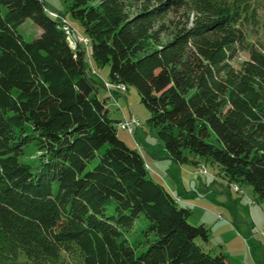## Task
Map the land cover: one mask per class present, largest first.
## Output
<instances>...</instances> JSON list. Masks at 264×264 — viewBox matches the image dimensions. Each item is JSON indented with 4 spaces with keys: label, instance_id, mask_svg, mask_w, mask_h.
<instances>
[{
    "label": "trees",
    "instance_id": "trees-1",
    "mask_svg": "<svg viewBox=\"0 0 264 264\" xmlns=\"http://www.w3.org/2000/svg\"><path fill=\"white\" fill-rule=\"evenodd\" d=\"M62 1L87 50L41 0H0V264H230L117 137L92 64L109 66L111 90L138 91L170 160L200 156L264 200V53L232 65L254 2ZM29 145L34 165L20 161Z\"/></svg>",
    "mask_w": 264,
    "mask_h": 264
},
{
    "label": "rangeland",
    "instance_id": "rangeland-1",
    "mask_svg": "<svg viewBox=\"0 0 264 264\" xmlns=\"http://www.w3.org/2000/svg\"><path fill=\"white\" fill-rule=\"evenodd\" d=\"M41 1L48 15L64 19L69 24L72 29L71 33L64 28V25L62 26V30L67 35L70 34L69 43L74 46L79 44L87 50L81 25L68 14L67 4L62 0ZM251 1L256 7V22H245L242 25L245 37L243 44L239 46L236 59L232 62L234 67L247 60L251 49H257L264 53V0ZM18 32L24 40L31 41L39 36L40 29L27 19L18 27ZM89 65L91 66L90 63ZM92 66V75L98 84L97 97L100 100L110 98V101L107 102L109 117L130 124V131L122 128L117 129V137L129 149L142 156L148 177L163 185L174 198H180L178 201L180 207L191 211L188 222L192 226H198L201 224V220H205L211 240L219 236L220 233L215 226V223L218 222L217 218L220 215L228 220L229 215L231 216L229 193L232 194L233 199L234 197L248 198L249 194L252 193L251 187L248 185L240 186L244 192L243 196L227 185L230 190L227 194L226 190L220 189V187H226V183L219 177V167L216 164L200 156H189V161L184 163L171 161L168 152L157 137L156 129L148 121L149 114L138 91L132 86L125 87L122 85H117L114 87L115 90H111L112 87L108 82L109 66L97 67L95 64ZM106 89H110V91ZM133 119L135 122L131 124ZM37 155L36 148L29 145L25 147L20 161L34 165L38 162ZM54 186V192H56L57 184ZM262 201L264 203V200ZM143 227H145V221L142 218L137 219L127 233L129 241H142L140 231ZM144 249L145 246H139L140 251ZM212 254L215 253L212 251Z\"/></svg>",
    "mask_w": 264,
    "mask_h": 264
},
{
    "label": "crops",
    "instance_id": "crops-1",
    "mask_svg": "<svg viewBox=\"0 0 264 264\" xmlns=\"http://www.w3.org/2000/svg\"><path fill=\"white\" fill-rule=\"evenodd\" d=\"M234 187L236 186L232 185L233 190ZM220 189L226 190L227 194L230 191L227 184ZM175 199L177 202L180 200V198ZM229 199L231 216L229 215L227 220L219 215L215 226L220 234L211 240L209 233V243L206 248L215 254H223L230 264H264L263 201L258 202L252 193L248 198L234 197V199L229 193ZM206 223L205 220H201V224L205 227H207Z\"/></svg>",
    "mask_w": 264,
    "mask_h": 264
},
{
    "label": "built area",
    "instance_id": "built-area-1",
    "mask_svg": "<svg viewBox=\"0 0 264 264\" xmlns=\"http://www.w3.org/2000/svg\"><path fill=\"white\" fill-rule=\"evenodd\" d=\"M52 16H53V15H52ZM53 17H54L55 19L61 20L62 24L64 25V28H65L68 32L71 33V30H72V29H71V27L69 26V24H68L64 19L58 18V17H56V16H53ZM108 86H109V85H108ZM111 87H112V86H111ZM111 87H110V88H111ZM134 122H135V120L133 119L132 122H131V124L134 123ZM118 126H121L123 130H125V129H127V131H130V130H131L130 124L128 125V122H124V121H122V122L119 123ZM230 187H232V186H230ZM233 191H235V192L238 193V190H233ZM262 236L264 237V233H262Z\"/></svg>",
    "mask_w": 264,
    "mask_h": 264
},
{
    "label": "bare ground",
    "instance_id": "bare-ground-1",
    "mask_svg": "<svg viewBox=\"0 0 264 264\" xmlns=\"http://www.w3.org/2000/svg\"><path fill=\"white\" fill-rule=\"evenodd\" d=\"M54 18V17H52ZM119 128H122L121 126H118ZM234 190H238L239 193H241V191L237 188V187H234Z\"/></svg>",
    "mask_w": 264,
    "mask_h": 264
}]
</instances>
